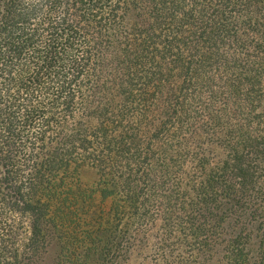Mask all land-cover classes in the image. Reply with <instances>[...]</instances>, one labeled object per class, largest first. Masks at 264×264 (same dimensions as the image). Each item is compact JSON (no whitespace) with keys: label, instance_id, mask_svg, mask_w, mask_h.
Wrapping results in <instances>:
<instances>
[{"label":"trees","instance_id":"trees-1","mask_svg":"<svg viewBox=\"0 0 264 264\" xmlns=\"http://www.w3.org/2000/svg\"><path fill=\"white\" fill-rule=\"evenodd\" d=\"M0 264H264V0H0Z\"/></svg>","mask_w":264,"mask_h":264},{"label":"rangeland","instance_id":"rangeland-1","mask_svg":"<svg viewBox=\"0 0 264 264\" xmlns=\"http://www.w3.org/2000/svg\"><path fill=\"white\" fill-rule=\"evenodd\" d=\"M85 178H92L90 175L86 176Z\"/></svg>","mask_w":264,"mask_h":264}]
</instances>
